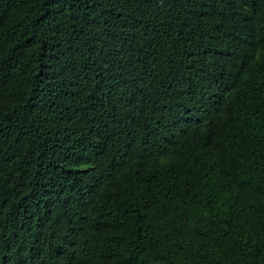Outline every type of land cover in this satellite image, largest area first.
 Wrapping results in <instances>:
<instances>
[{
  "label": "trees",
  "instance_id": "trees-1",
  "mask_svg": "<svg viewBox=\"0 0 264 264\" xmlns=\"http://www.w3.org/2000/svg\"><path fill=\"white\" fill-rule=\"evenodd\" d=\"M30 254L264 264V0H0V264Z\"/></svg>",
  "mask_w": 264,
  "mask_h": 264
},
{
  "label": "clouds",
  "instance_id": "clouds-1",
  "mask_svg": "<svg viewBox=\"0 0 264 264\" xmlns=\"http://www.w3.org/2000/svg\"><path fill=\"white\" fill-rule=\"evenodd\" d=\"M195 100L200 101V98L196 97ZM182 134L185 136V138L196 139L197 142L199 140H204L209 136V132H208V129L206 126L199 128V129H193L190 125H185V130H184V132H182ZM60 248H61V244L59 243V244L55 245V247L53 249H49V251L51 250L52 252L53 251L58 252V250ZM30 255L33 259L30 260L28 264H44L43 261L39 260L40 258H37L39 256L38 254H30Z\"/></svg>",
  "mask_w": 264,
  "mask_h": 264
}]
</instances>
